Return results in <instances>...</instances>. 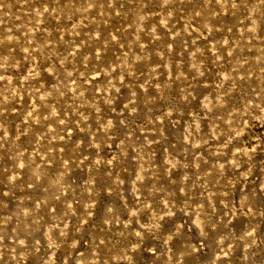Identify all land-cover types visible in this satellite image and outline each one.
I'll list each match as a JSON object with an SVG mask.
<instances>
[{
	"label": "rangeland",
	"instance_id": "rangeland-1",
	"mask_svg": "<svg viewBox=\"0 0 264 264\" xmlns=\"http://www.w3.org/2000/svg\"><path fill=\"white\" fill-rule=\"evenodd\" d=\"M0 264H264V0H0Z\"/></svg>",
	"mask_w": 264,
	"mask_h": 264
}]
</instances>
